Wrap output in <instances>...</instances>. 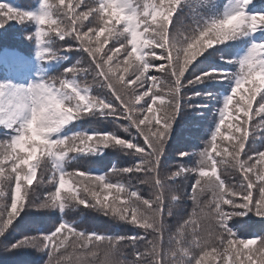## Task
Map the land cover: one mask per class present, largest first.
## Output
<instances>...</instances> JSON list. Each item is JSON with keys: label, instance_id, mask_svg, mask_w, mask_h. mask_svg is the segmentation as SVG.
Returning a JSON list of instances; mask_svg holds the SVG:
<instances>
[{"label": "snow or ice", "instance_id": "obj_1", "mask_svg": "<svg viewBox=\"0 0 264 264\" xmlns=\"http://www.w3.org/2000/svg\"><path fill=\"white\" fill-rule=\"evenodd\" d=\"M250 2L227 0L219 16L194 19L183 31L174 30L173 19L185 0H40L37 11L0 2V27L12 20L35 24L28 38L37 45V57L51 60L76 51L86 61L85 67L78 60L59 76L27 85L0 81V128L5 130L0 235L30 206L62 214L83 206L136 229L131 235L106 234L79 228L62 215L53 229L23 236L7 249L34 246L47 253L45 264H264V235L242 238L230 225L233 217L248 212L264 217V147L255 150L248 144L259 127L254 120L264 121V41L252 42L243 55L227 60L236 65L234 72L210 69L192 80L185 77L207 48L264 28V12L246 11ZM57 39L66 45L62 52L49 46ZM89 74L93 82L82 85L80 77ZM206 78L232 80L230 93L210 140L193 154V167L177 165L166 177L161 160L180 111L181 90ZM94 88L103 91L94 94ZM87 114L112 117L117 130L129 136L117 130L57 135ZM226 123L228 131L222 132ZM218 137L227 142L222 150ZM107 147L137 160L102 173L64 167L70 153L98 154ZM188 155L178 153L181 159ZM49 167L48 184L54 190L35 203L33 182ZM229 170L231 183L224 178ZM181 176L192 180L190 191L169 186ZM145 184L152 188L147 196L140 191ZM8 193L10 205L3 202ZM205 194L209 198L202 203ZM184 196L191 199L192 211L166 240L165 208L175 215ZM122 248L130 250L131 260L118 259Z\"/></svg>", "mask_w": 264, "mask_h": 264}, {"label": "trees", "instance_id": "obj_2", "mask_svg": "<svg viewBox=\"0 0 264 264\" xmlns=\"http://www.w3.org/2000/svg\"><path fill=\"white\" fill-rule=\"evenodd\" d=\"M17 8L37 11L40 0H0ZM227 5V0H185V3L177 10L173 19L174 30L183 31L194 19L201 17L219 16ZM83 10V9H80ZM246 11L264 12V0H251ZM35 24L33 22L17 23L15 20L8 21L3 27H0V81H8L10 72L4 66L2 54L5 51H13L23 64L31 71L36 72L45 79L50 76H59L60 73L70 65L81 61V67L86 66L85 57L79 52H64L58 54L54 59L43 60L36 55L37 45L34 39H29L28 35L34 33ZM264 41V28H260L255 33L240 35L229 39L223 43L216 44L207 48L200 57H198L185 73L187 80H192L194 75L208 72L210 69H221L234 72L236 65L227 62L228 59L243 55L252 42ZM75 47V41H71ZM47 45V42H45ZM50 47L63 51L66 45L59 41H52ZM116 46L115 44L112 45ZM107 47V46H106ZM224 57L225 59H221ZM158 74V73H153ZM81 84H91L92 74L87 77H80ZM186 83V81H185ZM232 80L206 78L200 82L187 84L182 92V103L180 111L175 117L170 135L165 142L164 154L161 160L162 173L167 177L171 172L176 171V166L183 164L188 168L193 167L197 159L194 153H198L206 141L210 140L212 131L218 122V111L223 103V98L230 93ZM103 90L94 88V94H100ZM200 93V95H194ZM210 95H205V94ZM259 99V97H257ZM254 107L258 104L254 102ZM257 128L256 136H250L248 140L249 147L259 150L264 147V121L259 117L254 120ZM113 131L117 130L116 122L110 116H101L98 114H87L73 120L63 126L57 135L67 136L77 131ZM118 131V130H117ZM228 131L227 123L222 127V132ZM118 134L129 136V133L119 132ZM134 135V132L131 133ZM5 130L0 128V139H3ZM218 150L227 146V142L222 137H218ZM189 153L188 156L181 159L178 153ZM137 160L135 155L128 154L118 148L107 147L102 153L82 155L70 153L69 157L63 162L67 171L71 172L74 167H80L94 173L107 172L109 168L128 167ZM51 174L50 167L43 173L38 174L33 182L32 198L35 203L43 199L46 191L54 190L48 184V176ZM67 178V177H66ZM116 177H113L115 179ZM227 182H232L231 170L224 173ZM127 179V178H125ZM132 182L136 183L135 178ZM191 179H185L183 176L176 178L175 181H169V186L179 189L180 192L190 191ZM99 190V189H97ZM140 191L147 196L152 192L150 185H140ZM39 197V199H37ZM208 194L201 198V202L208 199ZM111 199V197H110ZM6 202L10 205V193ZM192 201L188 196L175 206V215L169 216L165 208V226L167 232L166 240L171 236L177 227L178 222L188 219V213L192 211ZM230 210V209H228ZM64 219L75 222L79 228L95 230L106 234L131 235L136 229L122 221L114 220L110 216H105L102 212L92 208H67L62 214L56 209H38L34 206L25 208L14 220L13 224L0 235V264H45L48 260L47 253L38 250L34 246H18L7 249L8 244L20 240L23 236H36L39 232H46L54 228L59 223L61 216ZM233 231L242 238L264 235V217L257 216L254 212H248L246 215L236 216L230 221ZM139 234V233H137ZM151 239V237H149ZM143 250V245H141ZM123 255L118 259L131 260L132 254L128 248H122Z\"/></svg>", "mask_w": 264, "mask_h": 264}, {"label": "rangeland", "instance_id": "obj_3", "mask_svg": "<svg viewBox=\"0 0 264 264\" xmlns=\"http://www.w3.org/2000/svg\"><path fill=\"white\" fill-rule=\"evenodd\" d=\"M2 58L4 65L10 70L11 82L27 85L30 82H37L41 80V76L39 74L30 71L13 53L5 52L3 53Z\"/></svg>", "mask_w": 264, "mask_h": 264}]
</instances>
